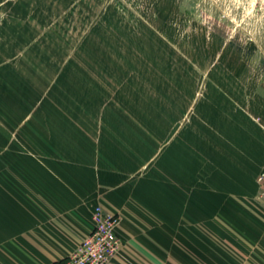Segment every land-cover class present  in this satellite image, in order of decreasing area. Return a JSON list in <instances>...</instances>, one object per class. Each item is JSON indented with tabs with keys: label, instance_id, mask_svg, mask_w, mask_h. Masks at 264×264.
<instances>
[{
	"label": "rangeland",
	"instance_id": "rangeland-1",
	"mask_svg": "<svg viewBox=\"0 0 264 264\" xmlns=\"http://www.w3.org/2000/svg\"><path fill=\"white\" fill-rule=\"evenodd\" d=\"M263 172L264 0H0V176L86 191L112 259L264 227Z\"/></svg>",
	"mask_w": 264,
	"mask_h": 264
},
{
	"label": "crops",
	"instance_id": "crops-1",
	"mask_svg": "<svg viewBox=\"0 0 264 264\" xmlns=\"http://www.w3.org/2000/svg\"><path fill=\"white\" fill-rule=\"evenodd\" d=\"M85 192L44 175L0 176V264H59L72 253L91 228L89 208L79 204ZM230 228L237 235L220 246L198 234L179 264H264V227ZM124 232L118 229L125 238ZM126 254L108 264H127Z\"/></svg>",
	"mask_w": 264,
	"mask_h": 264
},
{
	"label": "built area",
	"instance_id": "built-area-1",
	"mask_svg": "<svg viewBox=\"0 0 264 264\" xmlns=\"http://www.w3.org/2000/svg\"><path fill=\"white\" fill-rule=\"evenodd\" d=\"M259 199L264 205V172L261 173ZM92 226L72 253L59 264H108L122 245L118 234L120 219L115 213L94 207L91 214Z\"/></svg>",
	"mask_w": 264,
	"mask_h": 264
}]
</instances>
